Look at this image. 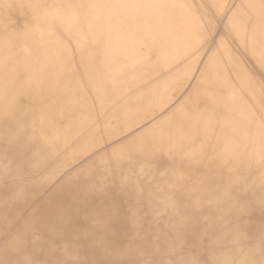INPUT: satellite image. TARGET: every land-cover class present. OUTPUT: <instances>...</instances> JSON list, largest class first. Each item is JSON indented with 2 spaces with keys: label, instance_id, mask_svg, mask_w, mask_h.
I'll return each mask as SVG.
<instances>
[{
  "label": "bare ground",
  "instance_id": "6f19581e",
  "mask_svg": "<svg viewBox=\"0 0 264 264\" xmlns=\"http://www.w3.org/2000/svg\"><path fill=\"white\" fill-rule=\"evenodd\" d=\"M0 264H264V0H0Z\"/></svg>",
  "mask_w": 264,
  "mask_h": 264
}]
</instances>
